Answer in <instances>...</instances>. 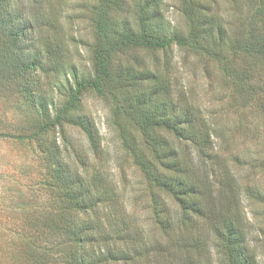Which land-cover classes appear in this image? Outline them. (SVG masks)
I'll return each mask as SVG.
<instances>
[{
  "label": "trees",
  "instance_id": "trees-1",
  "mask_svg": "<svg viewBox=\"0 0 264 264\" xmlns=\"http://www.w3.org/2000/svg\"><path fill=\"white\" fill-rule=\"evenodd\" d=\"M207 1L178 0L186 22L182 32L165 20L163 0H97L90 72L79 76L74 65L54 63L48 47L36 38V7H26L25 0H0V97L36 90L40 73L64 71L69 76L64 101L57 107L33 99L37 129L32 138L44 154L40 182L50 191V206L26 218L31 233L22 229L27 238L17 257L22 263L202 264L206 259L209 264L213 250L218 264H259L248 245L243 200L263 197L254 187L239 185L227 159L216 150L214 124L177 95L157 68L121 64L114 83L107 71L110 54L124 46L150 52L175 46L212 57L228 70L223 51H237L244 40L230 38L226 21L211 12ZM246 7L244 25L252 37L258 27L262 40L245 48L264 56V0H247ZM109 11L122 17L111 19ZM104 86L125 92L122 101L140 128V143L131 136L124 142L145 183V220L151 226L147 233L140 217L122 205L103 171H91L88 155L102 153L95 122L85 115L70 121L86 137L83 151L63 134L81 95H103ZM62 89L58 86L57 91ZM48 131H53L49 144L42 141ZM6 137L15 135L0 127V138ZM13 262L8 256L0 259V264Z\"/></svg>",
  "mask_w": 264,
  "mask_h": 264
},
{
  "label": "rangeland",
  "instance_id": "rangeland-1",
  "mask_svg": "<svg viewBox=\"0 0 264 264\" xmlns=\"http://www.w3.org/2000/svg\"><path fill=\"white\" fill-rule=\"evenodd\" d=\"M246 4L247 0L207 1L211 12L226 21L230 38L244 40L237 51L228 48L223 51L228 70L212 57L175 46L156 52L124 46L110 54L107 71L114 83L121 64L152 71L157 68L165 80L169 79L177 95H183L200 109L201 116L214 124L218 135L216 150L227 159L239 185L252 186L263 197L262 201L245 198L243 208L248 245L259 264H264V56H254L245 48L262 40L258 27L252 37L249 27L244 25L248 16ZM25 5L37 9L34 10L35 35L43 47H48L53 62L65 68L74 65L79 76H88L97 0H25ZM178 7V0H163L162 13L170 27L186 32V22ZM107 16L116 20L122 14L109 11ZM67 78L64 71L40 73L36 90L5 92L0 97V127L15 135L0 138L1 260L8 256L16 264L26 263H22L23 258L17 259L27 239L22 229L29 228L26 234L31 233L26 218L31 219L33 214L50 206V191L40 182L44 154L32 138L37 129L33 99L52 101L57 107L64 101ZM58 86L63 87L60 93ZM124 94L108 86H104L103 95L83 93L77 108L68 115L63 134L83 151L86 137L70 121L75 115H85L95 122L102 153L95 157L88 155L91 171L97 167L103 171L106 181L120 194L122 205L140 217L141 228L147 233L151 226L145 220L149 211L145 183L124 142V137L131 136L140 143L142 137L130 109L122 101ZM52 137L53 131H48L42 141L49 144ZM57 143L60 144L59 139ZM233 157L240 159L233 162ZM201 263L207 264L206 259ZM209 264H218L213 250Z\"/></svg>",
  "mask_w": 264,
  "mask_h": 264
}]
</instances>
